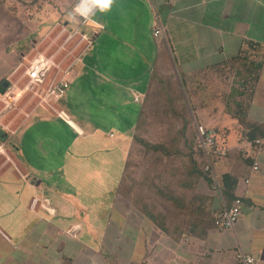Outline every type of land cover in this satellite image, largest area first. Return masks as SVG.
I'll return each mask as SVG.
<instances>
[{"label":"crops","instance_id":"crops-1","mask_svg":"<svg viewBox=\"0 0 264 264\" xmlns=\"http://www.w3.org/2000/svg\"><path fill=\"white\" fill-rule=\"evenodd\" d=\"M19 12L26 15L20 4L0 0V86L27 53L26 44L48 31L26 42L30 28ZM158 19L168 42L153 35ZM92 24L98 28L94 44L57 103L63 116L39 112L7 137L0 134V264L9 257L10 264H25L17 261L20 255L14 260L22 247L26 264H243L239 251L264 264V136L257 138L261 149L250 144L240 122L243 106L226 99L237 85L240 52L250 41L259 46L255 52L264 50V0H114L110 11L95 12ZM258 52L259 79L244 108L256 133L264 134V51ZM167 54L193 97L199 114L194 119L219 129L226 144L227 154L213 163L221 189L213 187L214 214L228 205L221 187L226 173L237 175L235 195L244 202L233 227L214 225L204 235L184 233L179 240L118 194L125 134L133 133L141 106L135 94L144 96ZM77 172L109 183L115 200L85 201L90 187L72 180ZM57 178H65L67 188ZM17 188L15 198L10 193ZM95 191L108 192L100 186ZM71 193L84 195L77 200Z\"/></svg>","mask_w":264,"mask_h":264},{"label":"trees","instance_id":"trees-1","mask_svg":"<svg viewBox=\"0 0 264 264\" xmlns=\"http://www.w3.org/2000/svg\"><path fill=\"white\" fill-rule=\"evenodd\" d=\"M76 3L77 0L69 10H72ZM32 46L33 42H28L26 52ZM258 47L257 43L250 41L236 58L237 85L232 88V97L226 98L229 103L232 101L243 106L239 110L240 114L239 111L236 114L241 117L243 133L250 144L256 143L257 138L264 136L263 133H256L254 125L248 122V113L244 108L252 99L259 79L262 63L252 59L251 55ZM191 98L185 90L183 76L174 68L171 57L165 55L163 61L160 59L156 64L142 98L132 133V143L127 149L125 167L118 182V193L122 191L135 208L154 219L176 240L184 233L196 236L206 234L216 225L218 214V210L217 214H214L213 209L215 180L205 168L207 159L198 144L196 123L191 115ZM215 129L220 134V130ZM215 148L226 149L225 142L221 143L218 136ZM132 151L141 156V162L136 164L144 173L142 179H136L130 171L136 169L134 166L130 168L134 157ZM248 159L250 157L247 161ZM127 176L132 180L127 181ZM123 184L124 190L121 189ZM237 184L236 174L226 173L221 178L227 206L232 205L238 197L235 195ZM144 191L152 194V199L146 198ZM155 198H160L164 211H177L173 220L163 209L159 211L154 202ZM221 211L223 207L219 212Z\"/></svg>","mask_w":264,"mask_h":264},{"label":"built area","instance_id":"built-area-1","mask_svg":"<svg viewBox=\"0 0 264 264\" xmlns=\"http://www.w3.org/2000/svg\"><path fill=\"white\" fill-rule=\"evenodd\" d=\"M92 22L93 16L85 22L79 18L73 20L68 13L63 20L56 21L42 39L36 40L30 51L21 56L7 77L8 85L0 92L2 130L20 128L28 119L38 116L39 110L63 116L54 101L55 98L66 95L77 75L78 66L94 44L97 33L93 34L85 29L87 25H93ZM153 35L159 41L168 42L166 28L161 19L157 20ZM134 98L141 102L143 97L137 93ZM196 134L198 144L207 159L205 168L212 174L214 159L225 156L227 150L215 148L218 136L216 129L196 122ZM256 144L261 149L260 139L256 140ZM1 153H5L2 148ZM253 168L257 170L259 163L255 162ZM219 187V184L215 183L214 188ZM32 202V206L35 207L38 199L34 198ZM243 208V199L237 197L232 205L225 206L223 211L217 214L216 225L224 228L233 227L242 215ZM238 258L243 264H249V260L251 264L257 263L255 255L244 251H239Z\"/></svg>","mask_w":264,"mask_h":264},{"label":"rangeland","instance_id":"rangeland-1","mask_svg":"<svg viewBox=\"0 0 264 264\" xmlns=\"http://www.w3.org/2000/svg\"><path fill=\"white\" fill-rule=\"evenodd\" d=\"M74 1L75 0H15V1L13 0V2L15 4L16 3L20 4V6L26 10V15H25V13L22 14V12L18 13V15L21 18L26 17V26H28L30 28V30L28 32H27V28H26V42L28 41V39H31L33 36L35 38H40L43 35V33H45L50 28V26L53 25L56 21L63 20L64 16L62 13L66 12V10H69V8H71ZM39 9H40V12H39ZM70 11H71V9L69 10V12ZM69 12H66L65 15H67ZM85 29L90 31L93 34L98 32V28L96 26H93V25H87ZM258 51H264V50H262V48H260V50H258ZM258 51L252 52L251 55H253L252 59L259 61L262 59V53L258 52ZM228 67H229V70L232 71L233 66H228ZM235 69H236V67L234 66V70ZM187 94H188V92H187ZM61 99L62 98H55L54 102L59 103ZM192 99H193V97H192ZM196 110H197V108L195 107L194 103L192 102L191 103V115L196 116V118H198L197 116H199V114L197 113ZM39 112H40V114L47 113V112H44L42 110H39ZM194 121L196 123V120H194ZM129 133L125 134V137H126L125 144H126V147H128V148H129L130 144L132 143L131 141L133 139L132 133L130 131H129ZM0 134L7 137L9 135V131L6 133L4 130H2L0 128ZM18 135H19V133L15 134V135H11V136L15 140V138ZM121 143H123V141H121ZM92 149H93V147H92ZM92 149L91 148L86 149V152H90ZM13 153H14V155H17L15 152H13ZM132 153H134L133 154L134 157L132 158V166L130 168H132L134 166L136 169H130V168L129 169H130L133 177H136V179H142L144 173L141 172L142 171L141 168H139V165L136 164L138 162H141V159H140L141 156L136 155L134 151H132ZM96 158L98 160L104 159L102 156H99V154L97 155ZM2 161H3V158H2ZM75 163L77 164V162H75ZM102 169L105 170V167H102ZM108 170L109 169H107V171ZM112 170L113 171L115 170L114 165H112ZM77 175H78V177H73L72 180L75 181L76 184H79L81 181H83L84 183H86V184H83L85 190H88L90 187L91 192H89L85 195L80 194V193H71L70 195L72 197L77 198V200H82L83 195H84V199L86 198L85 201L94 200L93 202H97L99 200H102V202L103 201L112 202L113 200H115V191H114V189H110V184L106 183V181H102L103 182L102 183L101 178H94V176H92V177H81V176H79L78 172H77ZM17 179H20L21 181L23 180L25 182V179H23V178L17 177ZM57 179H58V183L60 184L59 187L61 185H63V187L67 188L66 187L67 181L65 178H57ZM126 180L131 181L132 178H128V176H127ZM23 181H22V183H23ZM87 184H88V186H87ZM124 184H123V187L121 186L122 190L125 189ZM99 186L102 188V190L105 189V190H108V192L107 191H104L101 193H97L96 191L93 192L94 190L98 189ZM17 192H19L18 188L15 189L14 192H12L10 194L15 196V198H16ZM118 194L121 198L120 199L121 201H128V199L125 197V195L123 194L122 191ZM140 194H143V193H140ZM144 194L147 196L146 198H148V199H152V197H153L152 194H148L145 191H144ZM154 202L156 203L157 208H159V211H161L163 209L164 205L161 204L160 198L154 200ZM163 211H164V209H163ZM164 212H166L167 215H169L170 219L173 220V217L175 216L174 213L177 211H175V209H174L171 211L165 210ZM23 253H26V250L24 251V247L16 250L14 260H17L18 256L20 255V257L17 261L18 262H24L26 264V256H24ZM8 260L9 261L7 262V264H10L11 258L9 257ZM5 261H7V259H5Z\"/></svg>","mask_w":264,"mask_h":264},{"label":"clouds","instance_id":"clouds-1","mask_svg":"<svg viewBox=\"0 0 264 264\" xmlns=\"http://www.w3.org/2000/svg\"><path fill=\"white\" fill-rule=\"evenodd\" d=\"M113 3L114 0H77V3L69 12V16H71L73 20L79 18L86 22L97 10L100 12L110 11ZM249 264H251L250 260Z\"/></svg>","mask_w":264,"mask_h":264},{"label":"water","instance_id":"water-1","mask_svg":"<svg viewBox=\"0 0 264 264\" xmlns=\"http://www.w3.org/2000/svg\"><path fill=\"white\" fill-rule=\"evenodd\" d=\"M8 85V82L7 81H3L1 86H0V92H3L4 91V88Z\"/></svg>","mask_w":264,"mask_h":264}]
</instances>
